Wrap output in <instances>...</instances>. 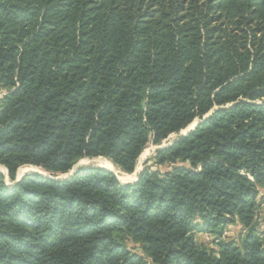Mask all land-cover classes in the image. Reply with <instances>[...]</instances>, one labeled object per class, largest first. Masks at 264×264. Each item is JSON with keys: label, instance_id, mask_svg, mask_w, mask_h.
<instances>
[{"label": "trees", "instance_id": "trees-1", "mask_svg": "<svg viewBox=\"0 0 264 264\" xmlns=\"http://www.w3.org/2000/svg\"><path fill=\"white\" fill-rule=\"evenodd\" d=\"M0 90V264H264V0H0Z\"/></svg>", "mask_w": 264, "mask_h": 264}, {"label": "rangeland", "instance_id": "rangeland-1", "mask_svg": "<svg viewBox=\"0 0 264 264\" xmlns=\"http://www.w3.org/2000/svg\"><path fill=\"white\" fill-rule=\"evenodd\" d=\"M3 94H4V91L0 90V98L2 97ZM196 123L199 125L200 121L196 120L186 130H184L179 136H181L182 134L188 135L189 132H191V130H193ZM183 136H185V135H183ZM177 137H178L177 135L170 136L167 140H164L160 146L149 144L148 147L143 152V154L141 155V157L138 161L137 167L132 174L122 172L120 169H118V167H116L112 163L117 168V171H118L117 176L119 179H121L122 175H125L127 177L126 178L127 180H120V181L123 182V184L134 183V182H136L139 174H141L145 169H150L151 171H158L161 173L170 171L172 169V167H174V165H172L169 162H167L165 164H160L159 160L157 159V152L160 149L167 148V147L171 146L172 143L177 139ZM99 158H104V157L84 158V159L79 161L80 163H79L77 168H80L83 166H90V167H96V168L103 169L104 167L100 166L97 163L99 160H102ZM105 159H107V158H105ZM176 165L180 166L182 164L178 162L175 164V166ZM22 170H23V172H22ZM20 172H22L23 174L20 175ZM33 172H36V174L41 173L43 175L50 176L49 173L44 172L41 168H37V167H33V166H23V167L19 168V170L17 172L16 182H17V180H21V178L23 176H25L24 174H32ZM0 174L4 175L5 181L7 182L8 185L13 184L9 179L8 170L4 166H0ZM59 176H62V175H59ZM257 200H258V204H259L257 216H258V221L260 223L261 232L264 236V186L259 188V197ZM245 232L246 231L242 228V226L239 223H235L233 225H229L228 227H226L221 240L233 241V242L238 244L243 239V235L245 234ZM195 239H196V243L198 244V246H202V247L207 248V249H214L216 251L218 250L217 243H215V236H213V235L195 233ZM124 242L127 244V246L131 249V251L133 253L143 256L142 250L139 248V245L134 244L131 240H129L127 238L124 240Z\"/></svg>", "mask_w": 264, "mask_h": 264}, {"label": "water", "instance_id": "water-1", "mask_svg": "<svg viewBox=\"0 0 264 264\" xmlns=\"http://www.w3.org/2000/svg\"><path fill=\"white\" fill-rule=\"evenodd\" d=\"M210 115V114H209ZM209 115L208 116H206V117H209ZM198 123V122H197ZM195 124V126H194V128H193V130L197 127V125L198 124ZM193 130H191V131H193ZM190 133V132H189ZM182 135H185L186 136V134H182ZM79 163L80 162H78V164L73 168V170L70 172V173H68V174H65V175H62V176H59V177H57V178H52V177H50V176H47V175H43V174H41V173H39L40 175H42V176H44V177H48V178H52V179H54V180H66V179H69L70 177H72V175L77 171V167H78V165H79ZM103 169H105V170H107V171H110V172H112L116 177H117V175L113 172V171H111V170H109V169H107V168H103ZM32 174H36V172H33ZM25 176L26 175H31V174H24ZM25 176H23V177H25ZM22 177V178H23ZM21 178V179H22ZM117 179L120 181V179L117 177ZM137 180H138V177H137ZM136 180V181H137ZM18 181H20V180H17V182ZM121 182V181H120ZM121 183H123V182H121Z\"/></svg>", "mask_w": 264, "mask_h": 264}, {"label": "bare ground", "instance_id": "bare-ground-1", "mask_svg": "<svg viewBox=\"0 0 264 264\" xmlns=\"http://www.w3.org/2000/svg\"><path fill=\"white\" fill-rule=\"evenodd\" d=\"M99 160V159H98ZM100 166L104 167V168H107L109 170H112L116 175H118V171H117V168L112 164V162H110L109 160L107 159H102V160H99L97 162ZM23 172V170H22ZM22 172H20V175L23 174ZM118 177V176H117ZM127 177L125 175H122L121 179L120 180H127L126 179Z\"/></svg>", "mask_w": 264, "mask_h": 264}]
</instances>
